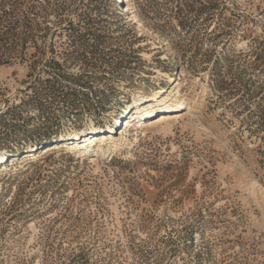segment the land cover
<instances>
[{
	"label": "rangeland",
	"instance_id": "rangeland-1",
	"mask_svg": "<svg viewBox=\"0 0 264 264\" xmlns=\"http://www.w3.org/2000/svg\"><path fill=\"white\" fill-rule=\"evenodd\" d=\"M11 22L0 264H264V0H25Z\"/></svg>",
	"mask_w": 264,
	"mask_h": 264
},
{
	"label": "trees",
	"instance_id": "trees-1",
	"mask_svg": "<svg viewBox=\"0 0 264 264\" xmlns=\"http://www.w3.org/2000/svg\"><path fill=\"white\" fill-rule=\"evenodd\" d=\"M25 0H0V47L1 44L7 38L9 33L13 32V26L11 22V16H14L16 10L19 9L20 6L24 3ZM7 3L9 7L6 9L2 4ZM6 22V25L3 26V23Z\"/></svg>",
	"mask_w": 264,
	"mask_h": 264
},
{
	"label": "bare ground",
	"instance_id": "bare-ground-1",
	"mask_svg": "<svg viewBox=\"0 0 264 264\" xmlns=\"http://www.w3.org/2000/svg\"><path fill=\"white\" fill-rule=\"evenodd\" d=\"M152 98L146 99V100H151ZM134 107L136 108V115L132 117V120L138 119L141 116L142 111L144 110V108L140 109V102H138L137 100L134 101ZM188 110L192 109V105L189 104V106L187 107ZM95 126V125H94ZM95 133L97 132V130L94 131ZM83 143L81 145L76 144L77 147L80 148H87L89 147L93 140L91 138H87L84 141H82ZM0 159H2V155L0 153Z\"/></svg>",
	"mask_w": 264,
	"mask_h": 264
}]
</instances>
